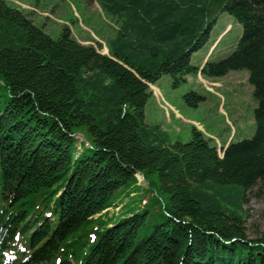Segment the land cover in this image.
Returning <instances> with one entry per match:
<instances>
[{"label": "trees", "instance_id": "1", "mask_svg": "<svg viewBox=\"0 0 264 264\" xmlns=\"http://www.w3.org/2000/svg\"><path fill=\"white\" fill-rule=\"evenodd\" d=\"M93 1L119 23L106 55L0 0V264H264L244 209L264 189V0ZM221 13L241 27L234 50L192 66ZM244 70L255 131L221 155L195 127L171 143L145 124L161 77L176 87ZM136 174L157 176L163 222L145 207L106 217Z\"/></svg>", "mask_w": 264, "mask_h": 264}, {"label": "rangeland", "instance_id": "2", "mask_svg": "<svg viewBox=\"0 0 264 264\" xmlns=\"http://www.w3.org/2000/svg\"><path fill=\"white\" fill-rule=\"evenodd\" d=\"M5 1L9 6L28 13L34 24L52 39L58 37L63 26H68L72 36L80 44L95 48L100 44L101 54L107 53L105 43L113 37L119 26L118 21L105 14L93 0ZM240 35L241 27L237 21L226 13H221L212 28L208 43L191 57L190 64L202 67L209 47L219 36L206 61L217 62L224 59L234 50ZM173 82L170 76L161 77L150 87L152 97L144 108L145 124L159 127L168 135L171 143H187L191 138V129L195 127L212 140L221 155L228 143L252 137L255 131L253 112L256 105L247 71L230 72L216 81L200 75L189 76L176 87ZM190 92L205 97V101L199 103L198 107L189 106L184 96ZM76 138L79 139L78 136ZM76 147L79 149L78 144ZM135 178V185L124 188L119 199L114 197L112 201L115 206L108 209L106 217L116 221L125 213H133L140 207H145L153 215L155 223L163 222L160 203L154 193V190H158L157 176L146 181L139 174ZM148 182L151 184L150 188L147 187ZM158 196L166 202L164 195L158 193ZM246 200V235L255 240L264 234V189L256 186L246 193Z\"/></svg>", "mask_w": 264, "mask_h": 264}, {"label": "crops", "instance_id": "3", "mask_svg": "<svg viewBox=\"0 0 264 264\" xmlns=\"http://www.w3.org/2000/svg\"><path fill=\"white\" fill-rule=\"evenodd\" d=\"M211 49H212V47L210 48V50H211ZM210 50L208 51V54H209ZM208 54L205 56V60H206V58H207Z\"/></svg>", "mask_w": 264, "mask_h": 264}, {"label": "water", "instance_id": "4", "mask_svg": "<svg viewBox=\"0 0 264 264\" xmlns=\"http://www.w3.org/2000/svg\"><path fill=\"white\" fill-rule=\"evenodd\" d=\"M141 175V174H140Z\"/></svg>", "mask_w": 264, "mask_h": 264}]
</instances>
